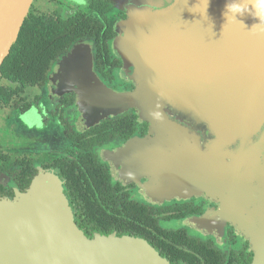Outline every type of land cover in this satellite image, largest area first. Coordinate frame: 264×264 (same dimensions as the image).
<instances>
[{"label":"water","instance_id":"95a60500","mask_svg":"<svg viewBox=\"0 0 264 264\" xmlns=\"http://www.w3.org/2000/svg\"><path fill=\"white\" fill-rule=\"evenodd\" d=\"M33 0H0V66ZM113 54L131 90L106 87L75 45L62 84L75 90L79 121L131 109L147 134L117 151L148 198L200 196L218 204L264 264V22L258 0H119ZM88 62V63H87ZM81 72V74H79ZM71 74V73H70ZM126 175V180H131ZM151 199V198H150ZM0 264H168L144 240L94 234L73 220L59 181L40 174L16 200L0 198Z\"/></svg>","mask_w":264,"mask_h":264},{"label":"flooded vegetation","instance_id":"af4514ba","mask_svg":"<svg viewBox=\"0 0 264 264\" xmlns=\"http://www.w3.org/2000/svg\"><path fill=\"white\" fill-rule=\"evenodd\" d=\"M28 15L51 18L61 27L69 22L74 27L62 30L65 41L76 28L79 31L52 60L42 85L12 86L17 91L11 102L0 106V198L14 201L40 174H51L75 220L78 201L68 194L70 183L88 181L107 190L108 208L131 210L132 232L124 235L144 240L168 264H250L253 251L217 214V203L198 196L157 202L141 192L139 184L145 178L129 174L117 153L131 139L147 134L148 123L135 110L93 124L79 121L75 90L62 85L64 78L75 74L61 69L75 45L85 57L89 52V71L106 87L132 89L120 77L122 60L111 50L113 23L127 17L120 1L33 0ZM6 118L13 122L8 137Z\"/></svg>","mask_w":264,"mask_h":264},{"label":"trees","instance_id":"16d2710c","mask_svg":"<svg viewBox=\"0 0 264 264\" xmlns=\"http://www.w3.org/2000/svg\"><path fill=\"white\" fill-rule=\"evenodd\" d=\"M68 23L61 27L51 18H31L30 15L25 18L17 39L0 66V106L11 102L13 93L17 91L12 86L27 87L45 82L46 71L52 60L68 46L70 39L79 31L78 27L66 41L63 40L67 36L62 34V30L74 27ZM70 185L68 194L73 201H78L74 209V222L88 238L96 233H115L116 236L131 234V210L108 208L105 201L111 200L106 189L94 186L88 181L81 183L79 179Z\"/></svg>","mask_w":264,"mask_h":264},{"label":"clouds","instance_id":"9594fccd","mask_svg":"<svg viewBox=\"0 0 264 264\" xmlns=\"http://www.w3.org/2000/svg\"><path fill=\"white\" fill-rule=\"evenodd\" d=\"M242 11L243 7L241 6V4L233 0L232 3L226 6L225 13L231 14L236 17V15L242 13ZM256 17L259 18L260 22H264V0H258V11Z\"/></svg>","mask_w":264,"mask_h":264},{"label":"rangeland","instance_id":"374dc122","mask_svg":"<svg viewBox=\"0 0 264 264\" xmlns=\"http://www.w3.org/2000/svg\"><path fill=\"white\" fill-rule=\"evenodd\" d=\"M126 83V82H125ZM132 86V85H131ZM2 118V117H1ZM0 118V119H1ZM7 119V118H6ZM4 120L5 121V124H6V128H5V131L7 132V137H8V134H12V131H11V129H12V124H13V122L11 121V120ZM11 128V129H10ZM14 128V127H13ZM133 175H135V176H137L138 177V175L136 174V173H134ZM145 178V177H144ZM145 180L148 182V179L147 178H145ZM151 199L150 200H152V198H153V196H151L150 197ZM171 199V198H170ZM165 200V199H164ZM153 201H157V202H162V201H160V200H156V199H153Z\"/></svg>","mask_w":264,"mask_h":264},{"label":"crops","instance_id":"0c3cea01","mask_svg":"<svg viewBox=\"0 0 264 264\" xmlns=\"http://www.w3.org/2000/svg\"><path fill=\"white\" fill-rule=\"evenodd\" d=\"M198 197H200V196H198Z\"/></svg>","mask_w":264,"mask_h":264}]
</instances>
